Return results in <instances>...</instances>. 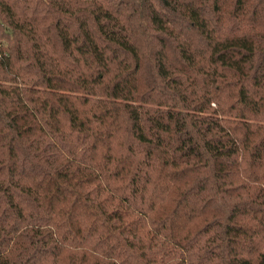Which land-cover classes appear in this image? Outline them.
I'll return each mask as SVG.
<instances>
[{
    "label": "trees",
    "instance_id": "1",
    "mask_svg": "<svg viewBox=\"0 0 264 264\" xmlns=\"http://www.w3.org/2000/svg\"><path fill=\"white\" fill-rule=\"evenodd\" d=\"M0 264H264V0H0Z\"/></svg>",
    "mask_w": 264,
    "mask_h": 264
}]
</instances>
